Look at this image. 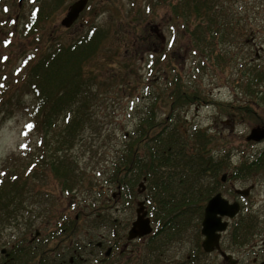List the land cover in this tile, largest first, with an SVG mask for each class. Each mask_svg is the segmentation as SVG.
<instances>
[{
  "label": "trees",
  "instance_id": "1",
  "mask_svg": "<svg viewBox=\"0 0 264 264\" xmlns=\"http://www.w3.org/2000/svg\"><path fill=\"white\" fill-rule=\"evenodd\" d=\"M4 1L18 7V0H0L1 14L9 20H4L0 26V121L22 114L34 144L26 146L24 143L3 164L0 174V229L6 222L10 224L12 219H16L15 210L27 197V181L37 178V169H40L39 173H50L47 177L53 176L60 181L64 190L79 186L85 191L91 189L92 184L84 183L83 174L78 172L79 167L69 153L81 140L85 125L91 118L95 92L100 95L102 89L106 91L109 88L107 82L114 77L121 82L125 98L134 97L137 96L138 85L143 83L137 78L131 62L117 58L121 50L114 37L119 33L97 24L94 19L97 9L87 6V11L80 15L83 28L65 38L58 33L71 29L56 25V19L73 0H23L14 17ZM217 1L158 0L168 5L176 21H195L196 27L188 33L192 35L195 46L209 51L208 56L214 63L224 59L215 51V46L228 43L230 36L235 34L230 19L232 15L228 18ZM106 5L109 7L110 2L98 7ZM156 5L148 2L146 11L152 13V7ZM112 9L117 18H122L113 4ZM148 13L139 10L137 15ZM86 14L88 17L83 20ZM120 24L128 25L127 22ZM146 32L137 33L135 37L137 44L143 47L157 42L153 33ZM108 42L111 43L110 48L105 47ZM151 65L166 67L164 87L154 84L150 93L145 94L148 97L137 93L143 100H149V106L143 108L132 132L124 136L125 150L111 163L107 180L114 186L128 187L129 196L133 185L142 177L146 178L149 204L154 209L152 220L159 228L149 237L142 252L136 253L139 263L201 264L200 219L206 201L217 192L219 175L226 171L228 159L217 156L213 151L211 153L215 137L206 129L184 130L181 121L173 124L168 121L175 114L179 115L184 106H190L200 98L201 91L190 90L167 55ZM104 68H110L108 74H104ZM248 76L250 78L244 81L242 88L246 93L254 92V87L264 81V73L260 70ZM154 90L156 95L152 93ZM261 99L264 100V95ZM216 105L223 112L233 110V106L226 103ZM243 110L248 113L247 109ZM164 111V118L158 120V114ZM236 171L242 178L250 170L243 165L240 171L239 168ZM204 179H210V183L203 184ZM182 217L185 219L177 220ZM189 217L195 220V255L187 254L183 262L164 260L167 244L186 229L188 221H183ZM75 227V221H67L60 230L57 228L55 234L60 236L57 248H47L42 244L35 249L24 247L23 239H15L14 248L3 260L7 264H43L44 259L46 264H68L65 256L62 262L56 256L59 245L67 244L77 232ZM233 228L236 229L230 235L231 243L242 244L243 240H249L254 225L252 221H241ZM85 263L91 264L89 259L74 262ZM97 264L116 263L100 259Z\"/></svg>",
  "mask_w": 264,
  "mask_h": 264
},
{
  "label": "rangeland",
  "instance_id": "2",
  "mask_svg": "<svg viewBox=\"0 0 264 264\" xmlns=\"http://www.w3.org/2000/svg\"><path fill=\"white\" fill-rule=\"evenodd\" d=\"M106 1L115 2V8L122 14V18H117L104 6H102L103 8L98 7V5L105 4ZM135 1V5H133L131 0H94L92 2V9L96 10L97 8V12L94 14L96 15L94 19L97 20V24L110 28L113 30V33H119L118 36L115 34L116 37H114L121 50L117 54V58L131 62L134 65L133 68L137 72V78L143 82L138 85L137 93L142 96L144 95L143 97H148L145 94L150 93L151 87L154 84L164 87L163 74L166 67L161 65L157 68L156 65L151 64L155 55L160 54L156 47H162L161 52L164 50L168 54L170 49L167 47V42H174L173 49L177 48L176 52L178 55L176 57L177 61L173 64L175 69L180 72L181 77L185 80L190 90H193V87L196 86L201 91V98H206L213 102L214 105L184 106L179 115L175 114L171 118L172 120L168 121H171L172 124L181 121L183 125L182 129L184 130L189 129L191 131L194 128H207L208 134L215 136L210 147L211 153L213 151L217 154L219 150L221 154L229 152V155L232 156V161H237L238 158L241 159L242 157H239L241 152L249 153L248 155H250L249 148L242 144V142L250 131V121L248 118L251 119L252 113H245L244 110H232V112L227 110L223 112L219 110L216 104L229 103L234 106H244V103H247L251 105L253 110L258 112L256 113L257 115L259 114L264 117V100L261 99L263 95L258 96L256 100L258 106H256L254 103L255 98L250 95L251 93H246L242 90L245 84L244 81H248L250 76H241L240 74L241 69H252L253 64H262L264 62V0L217 1L218 7H221L226 12L228 18L232 15L230 19H232L233 26H236L237 29L231 41L215 46V51L218 52H222L224 49L227 52H232L234 49H237V53L232 57L226 58L227 63L225 61L218 62L217 66L204 57L206 52H202L201 48L199 49L201 53H197L195 56L184 54L186 44L192 42L191 39L186 41L182 36H179L181 34L179 33V28L183 27L182 25L186 22L185 20L181 21V19L178 21L174 20L175 22L172 25L169 22L171 21L169 15L170 9L165 3H159L158 0ZM150 1L157 3L156 6L152 7V13L146 12L148 14L139 17L137 15L139 10L144 12L143 6ZM4 3H7L9 6L13 17L17 15V12L22 7V3L20 7H16L15 4H10V2L4 1ZM156 3L153 4L155 5ZM66 9L57 17L56 25H59V21L64 17ZM133 11L134 13L130 15ZM87 17L88 15L86 14L83 20H86ZM4 20H7V16L1 14L0 10V26L5 23ZM125 22L128 25L123 26L120 24ZM170 24L172 26H168ZM190 24L191 27H196L195 21H190ZM72 28H77L75 31H80L83 28L82 20H78ZM146 29L154 33L158 39V43L153 45V47L149 45L138 48L135 38L136 34L143 30L146 32ZM174 31L175 33H173ZM58 35L66 38L71 36L72 32H59ZM105 47L110 48L111 43L108 42ZM149 50L152 53H149ZM255 53L261 56L259 62L254 61ZM200 61H203L204 66L198 65ZM199 67L203 68L198 71L197 68ZM104 69L106 71L104 74H108L110 68ZM150 71L152 74H150ZM172 73L174 72L172 71ZM131 78L134 77L131 75ZM107 84L109 88L106 91L102 89L101 91L103 92L100 91V95L95 92L94 102L90 108L91 118L85 125L81 134V140L77 142L74 149L69 153L78 165L79 173L84 175V181L91 183L95 190L98 188L105 190L106 196L109 195L110 190L108 188H112L111 184L107 182L111 163L117 160L121 152H124V136L129 131L132 132L138 116L143 112V108L149 106V100H143L142 96L137 93L135 94L137 96L125 98L126 95L121 90L122 84L118 78L111 77V80ZM241 84L242 86H240ZM259 87L263 90L264 81L259 84ZM152 93L156 95L157 91L154 90ZM195 107L198 108L195 109ZM164 113L165 111L160 112L157 119L162 121ZM233 113H237V119L234 118V122H232ZM252 120L256 122V119L253 117ZM25 121L22 114H18L3 122L0 121V171L3 168V163L7 162L14 152L18 151V147L24 143H26V146L34 144L33 137L27 132ZM247 156L243 155V158L247 159ZM35 170L34 172H36ZM38 170L40 169H37V178H29L27 181V197L18 210H15L16 219H12L10 224L6 222V225L0 229V248L6 243L5 241L11 242L17 238L23 239L26 244V240L32 237L35 230L46 233V231L55 228L54 222L56 220H64V216L67 218L69 212L72 216L78 208L84 212H88L87 205L91 201L95 199L101 201L103 195L96 196L94 192H84L81 186L73 190L70 189V195H67L60 181H57L53 176L47 177L50 173L46 175L43 172L39 173ZM209 180L204 179L202 183L209 184ZM240 180L237 182H235V179L230 180L232 184L227 183L223 185V192H227L229 197L231 186L242 188L250 185L252 182L262 183L264 182V175L257 178L245 175ZM188 182L190 183L191 180L188 179ZM260 189L263 190L264 188ZM258 194L256 192L251 197L257 199ZM140 197H145V195H139L137 200H140ZM134 199L133 201H127L124 198H118L115 202L109 201L111 205H109L108 209L112 213V219L115 221L114 226L110 227L103 222L102 225L106 227H100L95 230L86 227L85 231L87 232L76 233L72 238V248L80 250L83 258L91 260L88 257L91 253L89 248H87L89 239L96 241L98 239L97 235H104L107 239H112L117 234L118 236L126 234L129 224L134 220L135 216L136 199ZM70 201L74 203L72 210H69ZM254 203L252 202L253 205H250L249 202H246L242 206V211L244 213L249 211V213H252L256 217L257 229L255 230V236L240 247L230 245L229 242L225 244L229 253L237 259L240 258V264H254L252 259L261 257L258 251H252V246L255 244L254 248H256L260 244L261 232L264 230V204L259 206V204ZM249 213L247 212V215ZM101 215L103 216V212ZM244 218L245 216L242 219ZM184 219V217L177 218V220ZM48 220H50V224L46 222ZM194 221L191 217L183 221V223L187 222L188 226L179 233L177 238H173L167 244L163 256L164 260L183 262L185 256L195 250L196 229L193 225ZM243 221H248V219H244ZM59 223H62V221ZM153 227L155 231L159 228V225L153 224ZM143 246V243L131 244L129 249L141 251ZM116 260V264H142L139 263L140 260L135 262V257H128L127 254ZM199 260L201 264H222L220 258L215 254H202L199 256Z\"/></svg>",
  "mask_w": 264,
  "mask_h": 264
},
{
  "label": "flooded vegetation",
  "instance_id": "3",
  "mask_svg": "<svg viewBox=\"0 0 264 264\" xmlns=\"http://www.w3.org/2000/svg\"><path fill=\"white\" fill-rule=\"evenodd\" d=\"M188 22L189 21H186L184 27L179 28L180 32L185 34V33L190 32L193 29L190 26V22H189V25H188ZM233 30H234V32L236 34V32H237L236 26H233ZM189 39H191V35L190 34L188 35V40ZM246 43H248V42H246ZM233 44H230V45H233ZM173 45H174V42L167 43V47H169V49H170V51H168V54H167V52H164V50L161 52V48L162 47L158 46V47H156V49L159 51L160 54L167 55L169 57V59L171 60V62L174 64V62L177 61L176 57L178 55H177V52H176L177 48L175 47L173 49ZM186 45L187 46L184 49V54H186L188 56L192 54L193 56H195V55H197V53L198 54L201 53V51L199 50L201 48V46H192V42L191 43L188 42ZM230 45H228V46H230ZM236 53H237V49H234L232 52H227L225 49L222 52H218V55L220 57L224 58L223 60H220L219 62H222V61L226 62L227 61L226 58L232 57ZM160 54L157 55V56H160ZM260 58H261V56L259 54L255 53L254 61L255 62H259ZM241 68H242V65H241ZM255 70H260L262 73H264V62L262 64H259V63L258 64H253L252 65V69H241L240 70V74H241V76H248L250 73L254 72ZM254 89L252 90L254 92H250L251 93L250 95H252V97L255 98V102L254 103H255L256 106H258L257 103H256V100L258 99L257 96L264 95V88L262 90L261 87H259V88L258 87H254ZM205 102L206 101L204 99H200V100L196 99L194 101L196 106H200L201 103H205ZM232 106H233V108H232L233 110L247 109V111L249 113H252L251 114V119L248 118V120L250 121V131L248 133V136L250 135L251 131H253V130H263L264 129V117L262 115L260 116L259 114L257 115L256 113H258V112L256 110H253L250 104L248 105L247 103H244V106H240V105L239 106L232 105ZM197 108L198 107H195V109H197ZM252 117L256 119V122H254L252 120ZM234 118L237 119V113H233L232 122L235 121ZM248 136L243 140L242 144L246 145L249 148V152H251L250 155H248L249 153L246 154L245 152H241L239 154V157H242V158L241 159L238 158L237 161L231 163L230 165H231V169H232L233 172H234V170L236 171L238 168H239V171H240V169H241V167L243 165H247L249 170H250L248 176L257 178L259 176L264 175V139H260L258 141H248V139H247ZM243 155L245 157L248 155L247 159H244ZM236 177H235V180H236L235 182L241 181L240 180L241 177H239L237 175H236ZM260 188H264V182H262V183L252 182L250 185L242 187V188H239V187L238 188L237 187L233 188V186H231L229 197L227 195V192H223V189H222L221 193L225 197L227 196V199H228L229 203L237 201L239 203L245 204L246 202H249V204L251 205L252 202H255L254 204H259V206H262V204H264V189L261 190ZM236 189L246 190L245 195L244 194L243 195L237 194ZM256 192L259 193L258 194V198L257 199H253L251 197V195L255 194ZM112 197L115 198V195L112 194ZM242 204H240V205H242ZM251 219H253L252 221H256V217H254V215L252 213L248 217V221H251ZM48 221H50V220H48ZM56 221H61V220L58 219ZM65 221H67V220H65ZM231 221H233V222L230 224L227 236H229V233H230V231L232 229V224L234 223V221L241 222L243 220L242 219L240 220L238 217H236V218L232 219ZM253 225L255 226V223H253ZM256 229H257V221H256V227L254 229V234L256 233L255 232ZM261 233H262V236H261L260 244L257 245L256 248H254L255 244L252 246V251H258L259 255L261 256V257H259L257 259H255V258L252 259L254 264H260L261 262L264 261V230H262ZM254 234L251 235L250 240H252V237L255 236ZM227 236L223 235L221 237L222 240H221L220 246H221V249H222L223 252L231 254V253H229V251L226 249V246H225L226 242H229L226 239V238H228ZM35 243H36V241L32 237L30 239L26 240V246L27 247H31ZM232 245L236 246L235 244H232ZM13 247H14V245H10L9 249H11ZM116 247H117V245L115 244V248ZM232 257L237 260V264H240L239 263V259L240 258L237 259L234 255ZM0 260H1V258H0ZM221 263L222 264H229L228 262H224L222 260H221Z\"/></svg>",
  "mask_w": 264,
  "mask_h": 264
},
{
  "label": "water",
  "instance_id": "4",
  "mask_svg": "<svg viewBox=\"0 0 264 264\" xmlns=\"http://www.w3.org/2000/svg\"><path fill=\"white\" fill-rule=\"evenodd\" d=\"M87 3V0H77L72 3L61 20V26L68 28L77 19L78 15L83 11ZM248 140L258 141L264 139V129L263 130H253L247 138ZM224 176L222 180H224ZM143 184L140 183L139 187ZM238 194H245L246 191H237ZM138 209L136 210L137 217L134 222H132V227L128 231L127 240H133L137 237H142L148 235L151 232L149 226V219L145 218L146 213L143 211V204L138 203ZM239 212L238 203H229L225 200L220 193L216 194L207 202L203 218L201 221L200 233L203 237L201 242V248L205 253H212L214 251L218 252L224 261L229 262V264H236V262L231 258L230 255H226L220 251L219 239L221 233L225 232L227 227V222H223L222 218L227 217L228 219L234 218ZM110 250L106 252L108 255ZM261 264H264L262 262Z\"/></svg>",
  "mask_w": 264,
  "mask_h": 264
}]
</instances>
